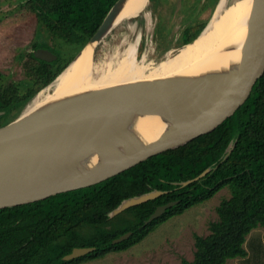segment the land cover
Listing matches in <instances>:
<instances>
[{"label": "trees", "instance_id": "16d2710c", "mask_svg": "<svg viewBox=\"0 0 264 264\" xmlns=\"http://www.w3.org/2000/svg\"><path fill=\"white\" fill-rule=\"evenodd\" d=\"M24 1L44 30L37 35L33 49H47L57 59L47 62L30 53L27 80L18 83L5 85L0 72V112H4L0 128L11 123L15 111L21 112L41 90L53 85L118 0ZM197 18L187 16L179 38L181 46L195 41L206 28V21L194 24ZM45 34L64 46L57 49L56 43L49 44ZM210 168L212 171L200 181L182 187L183 182ZM226 187L231 196L218 206V220L210 224V234L196 235L194 259H184L180 264H226L245 258L247 237L264 227V76L246 103L211 133L95 186L1 209L0 264H83L128 251L162 224L212 199ZM156 190L164 194L111 217L123 201ZM172 202L176 204L146 224L158 207ZM127 233H131L128 239L114 243ZM75 248L95 250L65 261Z\"/></svg>", "mask_w": 264, "mask_h": 264}, {"label": "water", "instance_id": "95a60500", "mask_svg": "<svg viewBox=\"0 0 264 264\" xmlns=\"http://www.w3.org/2000/svg\"><path fill=\"white\" fill-rule=\"evenodd\" d=\"M126 1L116 2L71 64L82 56L90 43L97 44L93 57L96 62L97 48L113 30ZM34 55L47 62L57 59L47 49H37ZM263 76L264 0H255L239 71L230 82L167 78L108 87L34 114L22 115L1 127L0 210L95 186L154 156L211 133L246 103ZM3 113L0 112V116ZM133 115L160 116L170 119L171 123L156 140L135 151L121 131L125 118ZM113 144L121 146L122 157L111 149ZM92 152L103 154L105 160L84 173L66 174ZM211 171V168L207 169L197 178L183 182L182 187L200 181ZM163 194L156 190L127 199L111 213V217ZM175 204L158 207L146 224L161 217ZM130 235L127 233L114 243L122 242ZM94 250L75 248L64 260H74Z\"/></svg>", "mask_w": 264, "mask_h": 264}, {"label": "rangeland", "instance_id": "374dc122", "mask_svg": "<svg viewBox=\"0 0 264 264\" xmlns=\"http://www.w3.org/2000/svg\"><path fill=\"white\" fill-rule=\"evenodd\" d=\"M221 3L222 0H149L143 11L105 37L97 48L96 61L102 64L111 60L117 62L129 49L138 47L139 61L158 65L176 56L183 48L179 38L188 23L187 16H198L194 24L206 21L207 28ZM43 31L36 13L24 0H0V72L4 74L5 85L27 80L26 63L29 54L36 51L33 44L37 35ZM44 38L49 44L56 43L57 49L64 46L60 41L53 42L46 34ZM53 86L40 93L51 91ZM31 103L21 112L15 111L11 122L24 115ZM230 196V189L223 188L212 199L162 224L128 251L83 264H180L184 259L192 261L196 252L195 236L210 234V224L218 220V206ZM245 248V258L229 260L226 264H264V227L249 234Z\"/></svg>", "mask_w": 264, "mask_h": 264}, {"label": "bare ground", "instance_id": "6f19581e", "mask_svg": "<svg viewBox=\"0 0 264 264\" xmlns=\"http://www.w3.org/2000/svg\"><path fill=\"white\" fill-rule=\"evenodd\" d=\"M148 1L127 0L113 29L138 15ZM254 4L255 0H222L216 16L193 44L183 47L176 56L155 66L145 60L139 61L138 47L129 49L117 62H94L97 44L90 43L82 56L59 76L52 90L41 92L24 115L40 112L92 91L132 83L167 78L230 82L239 71ZM125 120L121 131L135 151L156 140L171 123L170 119L152 115H133ZM111 149L119 157L124 155L118 144L111 145ZM104 160L103 154L89 153L66 174L84 173Z\"/></svg>", "mask_w": 264, "mask_h": 264}]
</instances>
